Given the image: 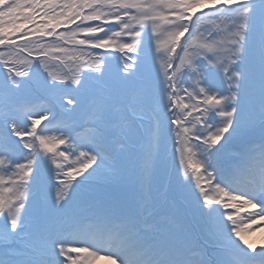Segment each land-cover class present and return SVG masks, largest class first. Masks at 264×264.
I'll return each mask as SVG.
<instances>
[{"label":"snow or ice","instance_id":"snow-or-ice-1","mask_svg":"<svg viewBox=\"0 0 264 264\" xmlns=\"http://www.w3.org/2000/svg\"><path fill=\"white\" fill-rule=\"evenodd\" d=\"M258 229L264 0H0V264H264Z\"/></svg>","mask_w":264,"mask_h":264},{"label":"rangeland","instance_id":"rangeland-1","mask_svg":"<svg viewBox=\"0 0 264 264\" xmlns=\"http://www.w3.org/2000/svg\"><path fill=\"white\" fill-rule=\"evenodd\" d=\"M240 142V141H239ZM241 144V142L239 143ZM238 144V145H239ZM238 147L235 146H230L229 149L227 150L228 154H233L232 150H236ZM177 163H178V158H177ZM175 171H176V166L172 163L171 160V145H169V161H168V167L167 170L165 171L164 169H158L156 172V177H155V182L157 178H161L162 181L165 183L164 188H157L154 189V196L157 202H163L162 205L167 206L165 215H174L175 220L181 215V210L178 206H174L173 204L169 205L170 199H172V193L168 191V186H169V177L173 175L175 176ZM173 180V179H172ZM55 188L51 189L49 195L54 196L55 195ZM167 193V195H166ZM198 232L196 230L193 231L192 235H197ZM247 238L255 242L256 244L264 243V231H260L259 229L251 234L246 233Z\"/></svg>","mask_w":264,"mask_h":264},{"label":"bare ground","instance_id":"bare-ground-1","mask_svg":"<svg viewBox=\"0 0 264 264\" xmlns=\"http://www.w3.org/2000/svg\"><path fill=\"white\" fill-rule=\"evenodd\" d=\"M96 264H103V263H102V262H100V261H97V262H96Z\"/></svg>","mask_w":264,"mask_h":264},{"label":"water","instance_id":"water-1","mask_svg":"<svg viewBox=\"0 0 264 264\" xmlns=\"http://www.w3.org/2000/svg\"><path fill=\"white\" fill-rule=\"evenodd\" d=\"M236 141H234L233 143H235Z\"/></svg>","mask_w":264,"mask_h":264}]
</instances>
